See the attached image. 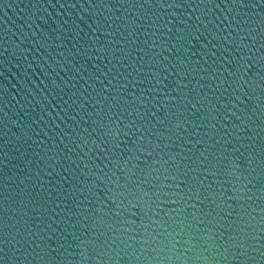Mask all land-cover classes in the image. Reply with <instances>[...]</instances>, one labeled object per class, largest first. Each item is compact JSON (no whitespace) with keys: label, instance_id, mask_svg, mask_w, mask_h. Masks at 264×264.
<instances>
[{"label":"water","instance_id":"obj_1","mask_svg":"<svg viewBox=\"0 0 264 264\" xmlns=\"http://www.w3.org/2000/svg\"><path fill=\"white\" fill-rule=\"evenodd\" d=\"M0 264H264V0H0Z\"/></svg>","mask_w":264,"mask_h":264}]
</instances>
